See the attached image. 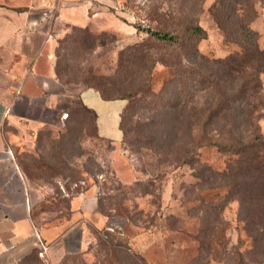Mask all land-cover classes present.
<instances>
[{"label":"rangeland","instance_id":"374dc122","mask_svg":"<svg viewBox=\"0 0 264 264\" xmlns=\"http://www.w3.org/2000/svg\"><path fill=\"white\" fill-rule=\"evenodd\" d=\"M150 1L95 0L91 8L87 3L74 8L76 24L62 25L53 56L64 78L61 82L55 76L58 83L47 91L61 94L47 106L42 97L22 102L17 119L3 125L32 190L38 226L73 218L70 197L78 192L85 194L78 205L97 204L100 210L103 203L93 220L86 218L84 248L78 246L76 229L69 237L70 251L40 254L37 246L19 264H264V197L229 200L228 186H201L192 164L182 157L192 137L174 127L176 111H171L185 97L174 83L176 70L157 61L162 52L136 27L140 22L157 25L156 15L148 14ZM161 2L166 5L154 0ZM214 2L204 0L198 7L207 37L197 47L211 58L240 49L216 23L210 10ZM251 2L257 11L252 25L264 47V0ZM47 69L42 64V73ZM85 80L109 94L128 96L125 126L131 135L126 142L120 140L116 114L103 126L107 137H97L89 121L87 134H80L76 116L62 120ZM261 80L264 91V73ZM259 123L264 136V110ZM62 133L71 138L70 149L54 157L51 141ZM197 153L202 163L219 170L236 157L213 146ZM115 194L116 204L109 198ZM122 249L132 257L123 258Z\"/></svg>","mask_w":264,"mask_h":264},{"label":"trees","instance_id":"16d2710c","mask_svg":"<svg viewBox=\"0 0 264 264\" xmlns=\"http://www.w3.org/2000/svg\"><path fill=\"white\" fill-rule=\"evenodd\" d=\"M163 1L166 5L150 1L148 14L156 15L154 20L157 25L143 27L140 22L136 27L147 34L152 48L162 52V57H158L157 61L172 65L176 70L174 83L185 97L180 98L176 110L171 111L172 114L176 111L174 127L176 131H186L192 137L189 142L185 141L187 149L182 157L185 162L192 164L201 186H228L229 200L238 199L241 202L247 197L254 200L258 194L264 197V136L259 123L264 110L261 80V74L264 73V47L260 45V33L252 25L257 15L254 4L251 0H215L210 10L216 23L223 29L226 40L236 42L240 49L223 57L211 58L197 47L198 40L207 37L206 30L198 22V7L204 0ZM64 38L67 39V36ZM63 74L57 61V80L62 82ZM71 81L67 79L66 82ZM85 82L87 84L77 93L76 100L70 99L69 104L74 106L63 113L62 120L76 116L74 121L82 124L79 130L82 135L87 134L89 121L95 135L102 137L98 131V114L83 101V90L95 89L107 101H127L129 98L125 94H109L100 85H93L87 80ZM204 97L207 99L202 101ZM127 108L125 102L119 114L118 127L123 142L131 135L130 129L125 126ZM66 134L62 133L57 142L51 141L54 157H63L70 149L72 141L71 138H65ZM141 140L135 141L136 149ZM166 144L173 142L166 141ZM203 146H213L236 157L227 168L215 169L200 160L197 151ZM109 198L115 204L120 201L118 194L110 195ZM102 207L100 200V210ZM120 251L123 258L132 257L130 250Z\"/></svg>","mask_w":264,"mask_h":264},{"label":"crops","instance_id":"0c3cea01","mask_svg":"<svg viewBox=\"0 0 264 264\" xmlns=\"http://www.w3.org/2000/svg\"><path fill=\"white\" fill-rule=\"evenodd\" d=\"M93 1L0 0V264H17L31 249L40 247V242L48 245L46 252L51 255L56 249L70 251L69 237L76 229L78 246L84 248L88 239L86 218L93 220L98 215L97 204L78 205L85 195L80 192L71 200L73 218L38 226L32 217V190L3 131L7 120L17 119L22 102L29 104L42 97L47 106L61 94L60 90L47 92L49 86L58 83L53 56L56 42L64 32L61 27L76 24L71 20L77 15L72 13L74 8L82 3L91 8ZM42 64L48 67L46 73L41 71ZM81 97L97 112L98 131L107 137L103 126L115 114L118 126L125 101L104 100L92 88L84 89Z\"/></svg>","mask_w":264,"mask_h":264},{"label":"built area","instance_id":"2783aa9c","mask_svg":"<svg viewBox=\"0 0 264 264\" xmlns=\"http://www.w3.org/2000/svg\"><path fill=\"white\" fill-rule=\"evenodd\" d=\"M65 116V115H64ZM40 254H43L45 253L47 250H48V245H46L45 243L43 242H40Z\"/></svg>","mask_w":264,"mask_h":264}]
</instances>
